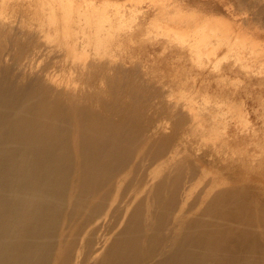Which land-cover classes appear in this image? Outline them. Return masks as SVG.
I'll use <instances>...</instances> for the list:
<instances>
[{
    "label": "rangeland",
    "instance_id": "374dc122",
    "mask_svg": "<svg viewBox=\"0 0 264 264\" xmlns=\"http://www.w3.org/2000/svg\"><path fill=\"white\" fill-rule=\"evenodd\" d=\"M223 1L0 0V27L10 33L0 36V76L18 86L34 83L32 87L35 88L39 84L36 89L45 98L50 92L52 96L47 101L53 106V115L76 113L80 107L84 112L81 126L95 128L102 119L119 121L121 114L122 117L127 114L129 120L121 129L132 143L138 142L136 136L156 133L153 138L157 140L146 152L145 166L135 168L124 184V194L144 180L146 167L149 168L154 156L164 159L177 152L176 161L186 160L184 173L168 190L178 199L168 195L166 202L170 203H167L170 208L166 211L168 205L159 207L157 217L145 213L149 215L146 225L143 223L145 215L141 213L145 210L137 218L142 229H138L141 254L136 264H145L150 249L157 248L163 241L164 235L156 232L152 236L150 228L177 221L183 211L188 212L183 218L188 223L203 210V203L197 196L205 193L201 191L205 183L219 181L227 191L239 190L240 199L230 200L231 204L254 198L264 205V63L262 67L255 66L249 55L245 58L243 48L240 46L241 51L238 43L232 42L235 40L233 31H226L224 27H220L222 31L217 34L215 30L212 32L227 45L221 44L223 48L207 53V50L203 52L204 40L209 36L213 39H208L216 43L218 39L211 35L212 32L205 35L206 31H201L207 36L202 40V33L200 38L195 30L183 34L176 22L157 20L153 16L165 7H172L169 11L175 14L181 6L187 17L200 15L204 20L218 18L235 22L227 8L239 14L236 7L231 3L225 7ZM220 5L224 10L222 15L214 12L221 9ZM241 9V18L244 13L248 16L256 13L251 4ZM249 24L245 22L242 28L251 34L257 32L254 45L259 58L264 51V28L257 21ZM200 40L203 42L199 50L203 53L197 48L199 52L192 54L190 50L196 44L198 47ZM232 43L235 47L226 48ZM34 52H37L33 61L34 74L24 76V59ZM260 59H264V54L261 53ZM54 86L59 90H53ZM87 133L86 129L84 134ZM159 168L167 172L164 165ZM203 174L204 184L195 189L189 201L185 200L189 188ZM151 187L149 183L147 189ZM144 205L143 202L140 207L144 209ZM126 220L111 233L110 242L97 263H92L103 262L120 229L122 231L128 223ZM197 238L198 235L194 240ZM78 240L65 264L79 261L82 264L87 257L86 250L82 254L79 251L84 243ZM195 247L194 253L198 254L197 244ZM223 251L221 255L232 264L230 257H225L231 249ZM76 253L80 259H76Z\"/></svg>",
    "mask_w": 264,
    "mask_h": 264
},
{
    "label": "bare ground",
    "instance_id": "6f19581e",
    "mask_svg": "<svg viewBox=\"0 0 264 264\" xmlns=\"http://www.w3.org/2000/svg\"><path fill=\"white\" fill-rule=\"evenodd\" d=\"M230 3L239 13L227 8L235 22H224L218 18L204 20L200 15L187 17L183 15L181 6L175 14L169 11L172 7H165L153 16L157 20L176 22L183 34L195 30L198 37L201 31L210 35L213 30L217 34L222 29L220 27L231 30L232 38H235L232 42L243 48L245 58L249 55L255 66L262 67L264 59L260 58L264 51H260L257 58L258 49L254 45L257 32L251 34L242 27L245 22L257 21L264 28V0H231L229 3L225 0L222 5L226 7ZM247 4H251L256 13L251 16L244 13L241 18V8ZM223 6L219 12H214L222 15ZM8 32L0 27V36H9ZM213 32L211 35L214 36ZM203 35L200 36L202 40L207 37ZM220 38L216 43L209 40L213 37L208 39L209 42L207 39L202 41L205 44L203 52L223 48L221 44L225 42ZM202 42H198V47L197 44L193 46L195 50L190 48L192 54L200 49ZM233 43L226 48L235 47ZM250 46L252 50L248 51ZM36 54L25 57L22 64L24 76L34 74ZM46 78L48 80V76ZM33 84L18 86L7 77L0 76V264H65L78 238L84 243L79 251L82 254L86 250L87 253L82 264H96L110 242L111 233L126 218H129L126 220L128 223L122 231L120 229L103 262L138 263L141 254L138 229L142 226L137 218L144 213L143 223L146 225L151 213L157 217L160 215L159 207L170 204L166 202L168 195L177 198L168 190L184 173L186 160L176 161L177 152L164 159L154 156L149 168L146 167L144 180L135 183L133 190L124 194V184L135 168L145 166L146 152L157 140L153 138L156 133L136 136L138 142L132 143L121 129L129 120L125 113L126 116L121 114L119 121L102 119L95 128L81 126V114L84 112L80 107L76 113L53 115V106L47 101L51 93H46L48 97L45 98L36 89L39 84L35 88ZM52 88L59 90L56 86ZM86 129L87 135L84 134ZM160 165H164L167 172L159 168ZM203 177L204 174L192 184L194 187L189 188L185 200L189 201L195 189L204 184ZM149 183L152 187L147 189ZM202 190L205 193L197 198L203 203V210L188 223L183 219L188 212L183 211L177 216V221L150 228L152 236L157 232L164 238L157 248L150 249L145 264H228L221 255L226 248L231 249L225 257L229 256L232 264H264V238L261 237L264 236L263 203L251 198L247 202L231 204L230 200L240 199V191H227L219 181L205 183ZM138 197L141 198L136 202ZM142 199L146 206L144 209L140 207ZM149 199L157 205L154 206ZM169 208L168 205L166 211ZM197 235L199 238L194 240ZM196 244L200 250L198 254L194 253ZM75 256L80 259L77 253ZM75 264H80V261Z\"/></svg>",
    "mask_w": 264,
    "mask_h": 264
}]
</instances>
